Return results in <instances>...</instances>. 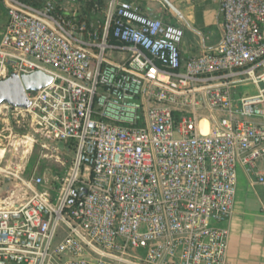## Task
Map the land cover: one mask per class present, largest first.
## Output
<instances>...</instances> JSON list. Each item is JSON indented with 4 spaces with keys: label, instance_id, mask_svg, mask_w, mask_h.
Segmentation results:
<instances>
[{
    "label": "built area",
    "instance_id": "1",
    "mask_svg": "<svg viewBox=\"0 0 264 264\" xmlns=\"http://www.w3.org/2000/svg\"><path fill=\"white\" fill-rule=\"evenodd\" d=\"M2 1L0 81L51 76L7 108L73 158L0 206V264H227L239 166L264 185V0H220L219 43L185 62L183 29L136 2L109 0L99 25L63 0ZM242 76L254 95L234 96Z\"/></svg>",
    "mask_w": 264,
    "mask_h": 264
},
{
    "label": "crops",
    "instance_id": "2",
    "mask_svg": "<svg viewBox=\"0 0 264 264\" xmlns=\"http://www.w3.org/2000/svg\"><path fill=\"white\" fill-rule=\"evenodd\" d=\"M44 1L41 0L40 5ZM105 1L108 4L109 0ZM129 1L140 5L144 14L183 29V39L179 44L183 62L203 51L212 50L221 39L220 0ZM60 6L80 14V5L76 0H63ZM84 18L88 20L87 17ZM89 22L98 24L99 19L95 18ZM194 111L197 116H207L205 124L198 120L202 128L207 126L206 132H209V127L213 125L210 120L211 109L201 103ZM256 164L259 168H264V160H258ZM236 193L229 221L220 224L229 229L227 264H264V185L259 183L253 174L246 173L243 167L239 166Z\"/></svg>",
    "mask_w": 264,
    "mask_h": 264
},
{
    "label": "rangeland",
    "instance_id": "3",
    "mask_svg": "<svg viewBox=\"0 0 264 264\" xmlns=\"http://www.w3.org/2000/svg\"><path fill=\"white\" fill-rule=\"evenodd\" d=\"M0 37L8 19L4 1L0 0ZM125 53L107 50L106 56L118 60ZM261 71L260 69L257 72ZM232 85L234 96L254 95L257 87L242 76ZM7 103H0V206H9L23 202L28 196L21 179H27L34 172L46 179L60 175L69 167L73 151L61 144L45 142L29 119L12 115ZM216 115V114H215ZM207 116L199 115L205 124ZM210 120L213 124L212 118ZM199 123V120H198ZM206 132L207 126L202 128ZM212 126L209 127L211 131ZM199 132H202L200 130ZM68 144V143H67Z\"/></svg>",
    "mask_w": 264,
    "mask_h": 264
},
{
    "label": "water",
    "instance_id": "4",
    "mask_svg": "<svg viewBox=\"0 0 264 264\" xmlns=\"http://www.w3.org/2000/svg\"><path fill=\"white\" fill-rule=\"evenodd\" d=\"M51 81L47 73L36 70L20 76L11 73L0 81V103H7L12 107L26 108L29 102L26 91H38Z\"/></svg>",
    "mask_w": 264,
    "mask_h": 264
},
{
    "label": "trees",
    "instance_id": "5",
    "mask_svg": "<svg viewBox=\"0 0 264 264\" xmlns=\"http://www.w3.org/2000/svg\"><path fill=\"white\" fill-rule=\"evenodd\" d=\"M26 3H31L35 5H40L41 0H22ZM80 5V18L87 17L88 20L92 21L95 18L99 19V25L103 24L104 21V10L107 7V2L105 0H76ZM1 4V3H0ZM110 40L116 42L113 39L112 34L109 35Z\"/></svg>",
    "mask_w": 264,
    "mask_h": 264
}]
</instances>
